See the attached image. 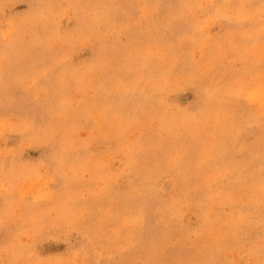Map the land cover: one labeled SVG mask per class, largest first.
I'll return each mask as SVG.
<instances>
[{
	"label": "rangeland",
	"instance_id": "rangeland-1",
	"mask_svg": "<svg viewBox=\"0 0 264 264\" xmlns=\"http://www.w3.org/2000/svg\"><path fill=\"white\" fill-rule=\"evenodd\" d=\"M0 264H264V0H0Z\"/></svg>",
	"mask_w": 264,
	"mask_h": 264
}]
</instances>
